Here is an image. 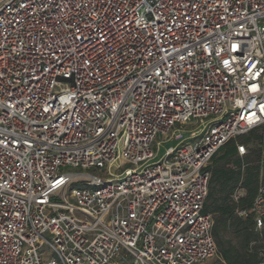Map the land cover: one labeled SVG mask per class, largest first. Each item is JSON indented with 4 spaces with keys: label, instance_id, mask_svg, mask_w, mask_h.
I'll use <instances>...</instances> for the list:
<instances>
[{
    "label": "built area",
    "instance_id": "2783aa9c",
    "mask_svg": "<svg viewBox=\"0 0 264 264\" xmlns=\"http://www.w3.org/2000/svg\"><path fill=\"white\" fill-rule=\"evenodd\" d=\"M263 125L264 0H0V264L216 258L208 167Z\"/></svg>",
    "mask_w": 264,
    "mask_h": 264
},
{
    "label": "trees",
    "instance_id": "16d2710c",
    "mask_svg": "<svg viewBox=\"0 0 264 264\" xmlns=\"http://www.w3.org/2000/svg\"><path fill=\"white\" fill-rule=\"evenodd\" d=\"M239 146L246 149L244 156ZM263 150L264 125L226 143L208 167L203 214L213 220L216 258L221 264H264V227L257 229L250 213L264 177ZM239 191L243 195L237 197Z\"/></svg>",
    "mask_w": 264,
    "mask_h": 264
},
{
    "label": "rangeland",
    "instance_id": "374dc122",
    "mask_svg": "<svg viewBox=\"0 0 264 264\" xmlns=\"http://www.w3.org/2000/svg\"><path fill=\"white\" fill-rule=\"evenodd\" d=\"M200 130L201 128L196 127V128L189 129L187 131H183L182 137L180 139L171 142L166 147L161 148L158 158L165 157L168 148L171 147V148L177 149L180 145L184 144L185 142H188L197 137H200L202 134ZM204 264H221V262L218 260V258H214L210 261H207Z\"/></svg>",
    "mask_w": 264,
    "mask_h": 264
},
{
    "label": "crops",
    "instance_id": "0c3cea01",
    "mask_svg": "<svg viewBox=\"0 0 264 264\" xmlns=\"http://www.w3.org/2000/svg\"><path fill=\"white\" fill-rule=\"evenodd\" d=\"M242 195H243V192H240V191H239V192L237 193V197H240V196H242Z\"/></svg>",
    "mask_w": 264,
    "mask_h": 264
}]
</instances>
